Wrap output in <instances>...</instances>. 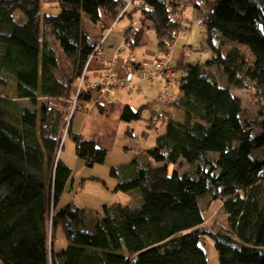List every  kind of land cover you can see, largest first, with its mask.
Returning a JSON list of instances; mask_svg holds the SVG:
<instances>
[{
	"label": "trees",
	"instance_id": "obj_1",
	"mask_svg": "<svg viewBox=\"0 0 264 264\" xmlns=\"http://www.w3.org/2000/svg\"><path fill=\"white\" fill-rule=\"evenodd\" d=\"M192 2L212 54L179 68L153 147L110 168L113 190L137 192L139 203L111 200L88 218L97 210L55 207L71 168L56 156L60 118L49 105L67 102L97 44L83 21L103 29L104 18L136 13L138 25L124 29L129 47L152 30L166 50L184 0H0V264H209L207 238L216 264H264V0ZM57 50L72 66L65 80ZM141 109L123 105L120 119H139ZM67 135L87 166L104 161V147L70 126ZM205 197L219 201L226 225L204 223ZM49 206L51 227L60 223L68 241L60 249L47 244Z\"/></svg>",
	"mask_w": 264,
	"mask_h": 264
},
{
	"label": "rangeland",
	"instance_id": "obj_2",
	"mask_svg": "<svg viewBox=\"0 0 264 264\" xmlns=\"http://www.w3.org/2000/svg\"><path fill=\"white\" fill-rule=\"evenodd\" d=\"M196 1L200 4L201 8L205 7L206 0H196ZM184 5L185 7L181 9V14H182V19L180 21L181 28L178 31L175 40H173V42L169 43L166 46V50H161L156 45V36L154 31L149 30L148 33L146 34L148 35L147 40L134 49L135 53H137L138 51L139 55L142 56L139 58H142V60L153 61L155 59L154 54L156 52L158 54L159 52H162L163 57H165V59L169 64L176 63L177 60L179 62L184 61L186 64V63H194L196 61L203 62L211 56L212 52L208 50L206 37L203 34L200 26L202 24L198 25L196 23V17L200 16V15L198 16L196 15L197 8L193 6L192 0H184ZM123 20H121L119 23L116 24V18H114L107 20L108 23L106 24L103 23L105 28L100 30L103 31L102 37L100 35L98 37L96 36L97 44L101 45L104 37L106 35L110 36L113 31L115 32L113 33V35H117L118 34L117 30L121 28V26L123 25L122 22ZM136 20H137V15L133 14L132 16L133 23ZM83 24L85 30L89 34L95 36V34L92 33L93 32L92 29H95L96 27L95 28L92 27L90 25L91 23L88 21H83ZM127 41L128 40L125 37L123 39V42L119 45V48L123 43ZM130 48L131 47H128L125 50L127 51ZM100 53H101V48L99 54ZM99 54L94 57L98 58ZM127 54L128 57L135 56L134 53L127 52ZM57 57H58V68L56 71V76L59 80H65L67 77H69L72 74V66L70 65L68 60L61 54V52L58 51ZM95 58H93L92 60H95ZM118 58H120L122 65H128L126 63L131 64V62H124L126 56L123 55L119 56V53H117V55H115V59L112 61L113 65ZM91 61H89L87 64L84 63L82 70L79 73H77L76 77H74L72 81L71 93L65 104H59V103L52 104L49 102V105H51L53 110L57 113L58 117L60 118L59 130L57 134V138L59 140L58 143L60 142V146H59V151L56 148V156L57 158L67 157L69 159L71 164L70 168L75 178L74 189H76V191L71 190L70 192H68L69 190V182H68L66 188L67 192L60 197L61 198L60 203L61 205H63L70 201H75L74 204L76 203L78 206L80 203L81 207L86 206L87 209L90 208L92 210L96 209L97 211L94 212L93 211L89 212L88 210H86L85 215L88 218L91 217L92 214L95 215L96 212L100 213L102 211V205L104 203V200H106L107 202L111 200L122 201V202L129 201L131 205H135V203L136 204L139 203V196L137 192L133 191L127 194L126 192H123L121 190H113L114 185L117 182V179L110 174V168L113 166L117 167L121 165L118 163L130 162L131 159H133L132 158L133 153L137 154L136 157H138L139 154H144L143 152L144 149H149L153 147L154 138L156 134L161 132L163 129V124L160 118H154V116L156 117L158 116L157 112L162 111V104L159 103V101H157V96L159 95L161 90V84L158 80L155 79H153V82L149 81V83L148 80L140 82L138 80L139 76L137 74V68H134L135 74L133 75L132 79L134 82H136L135 83L136 89L134 90L124 89L121 92L123 99H121L122 101L117 103V106H115V108L116 111L121 109L123 105H125V99H128L134 106V109H137L140 106L143 107V108L141 107L142 109L140 112V118L136 120H132L130 122L119 121L121 125H120V129L117 130L118 137L115 139V141L112 144H110L109 142L106 143L105 146L106 156L104 161L102 163H95L92 166H87L85 164V161L76 155L74 142L71 139V137L67 135V132L69 130L71 117L77 112L75 110V107L72 106V104L76 101H81L79 95H77L76 93L77 91H75L76 84H79L83 87L84 85H86V82H89V80H95L99 76L98 74L92 77V75L88 72L87 68L89 67ZM110 67L113 66L111 65ZM84 68H86V71L82 78V73ZM150 69L153 70V67H151ZM126 80L128 79H125L123 81ZM140 80H145V79H140ZM138 84L141 85V89L138 88ZM9 85L12 86L11 81ZM174 86L175 85L171 87L173 91H174ZM89 90L91 95L90 96L91 102L95 103L98 108L97 101L99 100L98 95L100 94V92L92 88H90ZM5 91H7L10 95H13L11 88L5 87ZM116 95L119 96L120 93H116ZM43 101H44V97H39L36 108L38 107L39 103ZM247 101L248 100L246 96H244L243 102L246 106H247ZM19 102L23 105L31 107L27 100H20ZM113 102L114 100H112L110 103ZM147 102L149 103V105L144 104ZM103 105L105 107V103H103ZM89 106L91 105L89 104ZM82 107L83 106L79 108L81 109L79 111L85 109V107L83 109ZM247 111H249L250 115H252L251 108H248ZM176 112L177 113H175L174 117L177 119L180 118L182 119L183 113L180 111H176ZM155 120L157 121L155 122ZM125 128H129L128 130L129 136H125ZM128 131L126 130V132ZM72 156H76V158L78 159L77 163L74 160H72ZM179 170H188V169L186 165H181ZM208 200L209 197H205L202 200H200V206L204 208V215H205L204 223L207 225H219V226L226 225V216L224 214V211L220 203H218L219 201L215 200L212 203L211 202L209 203L207 202ZM77 201H79V203ZM49 211L50 213L48 215L47 244L50 250L52 244L51 243L52 235L54 232V229L50 225V214H52L53 212L52 206H49ZM55 231H56V242L63 243V241L65 240V235H64V231L62 230V227L57 226ZM204 248L207 253L209 264H216L215 263L216 257L214 255L215 251L211 239L207 238Z\"/></svg>",
	"mask_w": 264,
	"mask_h": 264
},
{
	"label": "crops",
	"instance_id": "obj_3",
	"mask_svg": "<svg viewBox=\"0 0 264 264\" xmlns=\"http://www.w3.org/2000/svg\"><path fill=\"white\" fill-rule=\"evenodd\" d=\"M135 15H136V13H135ZM196 15L198 16V11L196 12ZM104 19L110 20L108 18H104ZM107 20H106V22L108 23ZM121 20H123L122 21L123 25L121 26V28H119L117 30L118 34L117 35H113V33H115L113 31L110 36L106 35L104 37L101 45H100L101 53L99 54L98 58L96 57L95 60H92L90 62L89 67H88V72L92 75V77L102 73L104 71V69L109 68L112 65L113 68L117 71V73L120 76H123L124 78L130 79V80L133 81L132 77L135 74L134 66L132 67V66H130V64L122 65V62H121L120 58L117 59V61L114 63V65H113L112 61L115 59V55H117V53H118L119 45L123 42V39L125 38L124 29L130 24H133V25L136 26V25H138L139 22H138V20H136L133 23V21H132L130 16L124 15V16L121 17L120 20L116 21V24L119 23ZM90 25L92 27H94V28L95 27L97 28V30H96V28L92 29V31H93L92 33H94L98 37L100 32H101L100 31L101 30L100 29V25L101 24H90ZM148 31L149 30H145L144 31V37H143L142 43H144L147 40V38H148L147 36L148 35H146V34L148 33ZM136 47L130 48L127 51L126 50L120 51L119 52V56H121V55L126 56V55H128L127 52H130V53H134L135 54L137 61H141L142 58H139V57H142V56L139 55L138 51H137V53H135V51H134V49ZM154 55L157 56L158 53L156 52ZM184 64H185L184 61H180L179 62L177 60L176 63H172V64H169V65L173 66L176 69H179ZM138 80L140 82L141 81H146V80H140V79H138ZM155 80H157V79H155ZM150 82H153V80H151ZM159 82H160V84H162L161 81H159ZM159 82H157V83H159ZM148 83H149V80H148ZM138 88L141 89V85L138 84ZM138 88H137V90H138ZM122 91H119L120 95H121ZM109 95L114 100L113 103H107L105 101V99L103 98V96L97 101L98 103H105V108H106V113L105 114L99 112V109L97 108L95 103L87 102L86 106H85V109L82 110V111H77L71 117V121H70V124H69L70 127L72 128V130L78 131L86 139L93 140L97 145L102 146L104 148H105L107 142L112 144L115 141V139L118 137L117 136V130L120 129V125H121L119 121H122L120 119V110L121 109L116 111L115 106H117L118 102L122 101L121 99H123V97H122V95L121 96L120 95L117 96L116 94H109ZM89 104L91 106H89ZM126 104L130 105L132 108H134V106L132 105V103L128 99H125V105ZM144 104L149 105L148 102L144 103ZM107 105H109V106H107ZM152 107H154V106H152ZM176 111H181V110H178V109L174 110L172 112V116L173 117L175 116V113H177ZM77 113H79V114H77ZM128 133L129 132H126V128H125V136H129ZM124 147H126V146H124ZM134 155L135 154L133 153L132 158L134 157ZM60 158L65 163H67L69 166H71L70 161H69V159L67 157H63V158L60 157ZM72 160H74L77 163L78 159L76 158V156H72ZM124 163H127V162H124ZM118 164H123V163H118ZM74 181H75V178H74L72 170H71L70 176L66 180L62 195L67 192L66 188H67V183L68 182H69V190H68V192H70L71 190H75L76 191V189H74ZM60 201H61V198L59 199V201L57 202L55 207H58L59 205H61ZM74 202L75 201H70V203H72V204H74ZM77 202L79 203V201H77ZM105 203H107L106 200H104L103 205ZM75 205H77V204L75 203ZM79 207H81L80 203H79ZM84 207H86V206H84ZM57 226H61L62 227V225L60 223H58L55 226V228H53L54 232H53V235H52V242H51L52 244L51 245H53V247L55 249H60V248L64 247L68 243V241H67V238L65 236V240L63 241V243H57L56 242V231L55 230H56ZM62 230H63V227H62ZM64 235H65V233H64ZM215 261H216V258H215Z\"/></svg>",
	"mask_w": 264,
	"mask_h": 264
},
{
	"label": "built area",
	"instance_id": "obj_4",
	"mask_svg": "<svg viewBox=\"0 0 264 264\" xmlns=\"http://www.w3.org/2000/svg\"><path fill=\"white\" fill-rule=\"evenodd\" d=\"M196 22L198 25L202 24V18L197 17ZM128 47H129L128 42L123 43L121 47L118 48V53L120 51H123V49L124 50L127 49ZM99 52H100V45L96 44L93 51L87 57L85 63L87 64L89 61L95 58L94 56H97ZM141 61H137V59H135V56L128 57V55H126V59H124V62H131V64H135L138 66L137 74L139 76V79H145L149 81L153 79H157L162 82L161 90L158 95V100L161 104H164L170 98L175 97V93H173L171 87L173 85H178L180 82L178 77L179 69H176L173 66L169 65L165 57H163L162 52H159V54L155 56V59L153 61L152 60L150 61L141 60ZM151 67H153V70L150 69ZM85 71L86 68L83 69L82 78L85 74ZM125 79L126 78L120 76L113 67H109L106 68L102 73H100L95 80H89V82H86V85H84L83 87L79 84H76L75 91H77L76 92L77 95L80 96L82 92L87 91L90 88L96 89L98 92H100V94L98 95L99 99L103 96L105 101L107 103H110L113 99L109 94L120 93L119 91H122L123 89H130V90L135 89L136 87L135 82L130 79L123 81ZM86 103L87 101L81 99V101L74 102L72 106L75 107L76 111H79L81 110L79 108L83 106L82 107L83 109ZM157 115L158 116L157 117L154 116V118L162 117L161 112H159ZM59 146H60V142H59ZM59 146H58V151H59Z\"/></svg>",
	"mask_w": 264,
	"mask_h": 264
}]
</instances>
